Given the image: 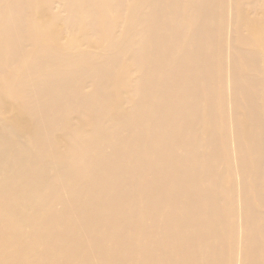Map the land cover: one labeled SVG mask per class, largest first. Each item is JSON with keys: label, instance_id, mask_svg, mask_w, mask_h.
Wrapping results in <instances>:
<instances>
[{"label": "bare ground", "instance_id": "obj_1", "mask_svg": "<svg viewBox=\"0 0 264 264\" xmlns=\"http://www.w3.org/2000/svg\"><path fill=\"white\" fill-rule=\"evenodd\" d=\"M0 264H264V0H0Z\"/></svg>", "mask_w": 264, "mask_h": 264}]
</instances>
